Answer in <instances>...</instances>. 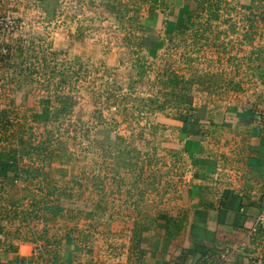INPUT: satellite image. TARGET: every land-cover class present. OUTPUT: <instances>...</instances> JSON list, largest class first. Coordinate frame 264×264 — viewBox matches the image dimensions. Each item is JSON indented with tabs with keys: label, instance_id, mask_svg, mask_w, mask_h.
Masks as SVG:
<instances>
[{
	"label": "rangeland",
	"instance_id": "rangeland-1",
	"mask_svg": "<svg viewBox=\"0 0 264 264\" xmlns=\"http://www.w3.org/2000/svg\"><path fill=\"white\" fill-rule=\"evenodd\" d=\"M47 2L0 0V150L48 137L19 165L51 173L31 186L42 180L37 198L60 209L34 206L23 220L27 181L1 182L0 241L27 254L23 264H63L62 249L68 264H117L183 184L186 158L166 122L244 100L264 115V0H201L183 32L166 29L179 22L172 6L151 0H57L53 14ZM55 95L69 97L66 111ZM41 97L46 122L32 119ZM12 256L0 250V264Z\"/></svg>",
	"mask_w": 264,
	"mask_h": 264
},
{
	"label": "crops",
	"instance_id": "crops-1",
	"mask_svg": "<svg viewBox=\"0 0 264 264\" xmlns=\"http://www.w3.org/2000/svg\"><path fill=\"white\" fill-rule=\"evenodd\" d=\"M163 1L174 17L186 3L195 10L201 2ZM246 101L224 106L215 118L196 109L198 135L185 133L181 120L166 122L177 132L172 147L186 158L183 184L117 264H264V115ZM36 186L30 191L38 195ZM60 255V263L71 262L70 251Z\"/></svg>",
	"mask_w": 264,
	"mask_h": 264
},
{
	"label": "trees",
	"instance_id": "trees-1",
	"mask_svg": "<svg viewBox=\"0 0 264 264\" xmlns=\"http://www.w3.org/2000/svg\"><path fill=\"white\" fill-rule=\"evenodd\" d=\"M47 1V0H44ZM56 3L52 2V0H48L47 4L49 3V5L52 7V9L50 10V14H53L55 11V7L53 8V5L55 6V4H57V0H55ZM257 0H250V4H252L253 2H255ZM203 2V1H202ZM202 2H197L196 3V8L195 10L190 9L189 7L184 8L181 7L178 13V17L179 18V22L177 24H173V23H168L166 22V29L168 28L169 31L172 30H177L180 32H183L189 28H191L192 26H194V22L191 21V18L193 16V14H196L195 17H198L200 15V11L202 12L203 10V4ZM155 5H164L167 6L168 2L165 1H159V0H151V6L152 8L155 7ZM251 5H248V7L246 8H250ZM216 8V6H215ZM150 38V37H148ZM145 39H147V37H142V40L144 41ZM54 99L60 102V105L62 109H64L66 111V109L69 106L68 103V99L69 97H64V96H60V95H55ZM63 99V101H62ZM39 103H41V110L39 112H35L34 114H32V119L38 122H46L49 117V104L51 103V99L48 97H41L39 99ZM194 108H191L188 111V114H186L185 116H180V120L183 122V131L187 134H193V135H198L199 134V129H198V122H194L195 120L198 119V115H194ZM258 115V114H256ZM261 117L262 116H259ZM259 118V120L261 119ZM1 121V120H0ZM5 124V123H4ZM3 124V125H4ZM1 125V127L4 129V126ZM7 126H5L6 128ZM1 137V136H0ZM1 139H5L4 136H2L0 138ZM48 137H46L44 140L40 141L38 144L36 145H32L30 143H28V151H24V150H18L15 148H1L0 150V183L3 182L4 184L6 183H16V180H23V181H27L28 184V192H25L22 197H28L29 200V207L28 210L23 212V220H26L27 217L28 219L31 218H35L38 215L35 213V209L34 206H37V208H43L46 209V211H48L50 213V217H54L57 213V210H59L60 208L55 206H49V204H46V200L44 198L45 201L41 200V198H37L38 195L33 194L30 191L29 187H32L33 185V181L35 178H38L40 175H42V180H45V183L43 185H47L49 182V173L47 172H42V168H31V166H28V170L27 169H23L22 167L20 168V160L22 159V155H29L30 152L34 151L36 152L38 155L45 150L46 148V141H47ZM53 151L50 150L48 151L47 154H44L45 157L49 156V158L52 157ZM43 157V156H42ZM44 157V158H45ZM43 159V158H42ZM52 159V158H51ZM44 160V159H43ZM50 167V166H49ZM57 170V169H56ZM23 173H26L27 175L23 176ZM42 180H39L40 182L37 183L36 185H38V189H42L43 185H42ZM32 185V186H31ZM54 187H51V189H53ZM47 194V193H46ZM49 194V193H48ZM47 194V195H48ZM11 205H15L16 202L10 201L9 202ZM42 203V204H40ZM41 205V206H40ZM31 206V207H30ZM42 217L44 218V220H48L49 218H47L45 215H42ZM146 228H142V230H139L138 233H141L143 230H145ZM138 236L137 233H134V237L136 238ZM47 240H45V243H48V238H46ZM135 240V239H133ZM137 240V239H136ZM31 242L36 241L35 239H31ZM139 241V239H138ZM200 245L196 246L195 249H197V251L199 250ZM0 250L2 251H6L7 253L13 254L12 258L10 259L11 261L14 259V261L19 264H23L26 260L25 258L17 255V247L10 242L7 238H4L2 241H0ZM196 251V250H194Z\"/></svg>",
	"mask_w": 264,
	"mask_h": 264
}]
</instances>
